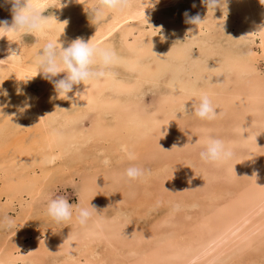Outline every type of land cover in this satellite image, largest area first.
Masks as SVG:
<instances>
[{"label": "rangeland", "instance_id": "374dc122", "mask_svg": "<svg viewBox=\"0 0 264 264\" xmlns=\"http://www.w3.org/2000/svg\"><path fill=\"white\" fill-rule=\"evenodd\" d=\"M29 2L34 6V0H29ZM98 2L99 0H79L76 3L73 2L72 7L70 8L69 5L67 7L64 0H45V2L40 5L41 8L39 11L43 12L42 15L48 17L49 22H53L51 23L48 32L44 29L42 32L39 31L41 35L39 32H34L26 36L20 34H4V36H6L0 38V91L6 90L8 93L7 96L0 95V264H97L98 262H101L100 264H166V262L167 264H171V262L174 261L173 259L165 258L164 260L162 259V256L157 257V254L156 256L153 255V260L146 258V260H143V258L140 259L139 255L132 256L128 253L127 247V249L124 247L123 250L122 247L120 248L118 245V247H116L111 242H109L107 246V240L100 237H98L99 239H94V242L88 240H86V242L84 240V235L87 234V232H83L81 229L75 230L77 229L75 227L80 226L76 220L75 209L73 210V217L71 220L56 223L47 215L46 209L48 201L62 196L74 206L87 207L90 205L94 206V208L96 206V211L93 212L94 216L92 215L86 224L81 225H86L88 228H91V222L96 217L111 219L116 215H122L120 220L125 218L124 220L128 227L127 234L129 231H132L131 234L133 236L130 233L129 235L131 238L133 237L132 239L130 238V241L134 240V242H136L134 248L137 246V240L139 239L140 244L137 246V252L141 251L143 248L148 249L149 245L156 250H158L159 246H162L160 250L163 252L164 249H167L162 245V242L166 237L170 238V240L176 241L178 244H187L193 240L192 243L196 250L195 247L199 243H205L219 234L220 231L218 230L229 220L228 214H231L234 211L240 212L248 209L249 203H252V198L261 191V187L264 184V98L259 102L260 108H255L256 110H259L258 113L252 112L250 114L251 108L254 107L247 109L246 106H243L240 109L236 108L233 110L234 113L232 112L230 116H228L230 122L231 120H234L231 122L232 124L230 123V126H235L237 123L238 125L236 126L240 127L242 126L241 124L248 123V134L253 136L246 142V144L243 145L239 142L237 143V146L233 147L234 157H232L229 162H233L236 157L238 158L240 156L242 157L241 160L244 164L241 168H236V166L233 165L229 171V165L225 162L221 164L213 163V165L212 163L202 161L199 153L204 150L205 144L200 143V146H198L199 143H191L190 141H188V143H191V152L184 151L183 147L179 146V143L176 142L177 145H174L175 147L171 145L166 147L173 153H170L168 157V154L163 152L165 149H160L158 150L160 153L158 151L156 152L155 158L152 157V154L148 156V153L144 156L137 157V160H129L127 154H133V151H135V148L137 147L134 146L135 139L133 138L132 133H129L126 126H124V130L127 131V136H124L122 139L125 144L124 147L118 146V141L115 140L117 135H123L125 133L120 129L122 124H117L118 126H116V129L112 127L113 125H109L110 120L116 124L118 119H112L108 114V116L105 115V117H107H104V119L105 124H108L109 131L112 132V135H104L103 137L96 134L91 127H93L97 121L95 119H98L99 117L100 107L98 105L93 106L92 104L90 108H88L87 105L85 107L84 105L79 104V108L77 107L74 111L71 107L74 106V104L67 102L62 96H59L55 91L54 85L50 81L44 79L42 74H35V58L44 44L49 41L58 40V43H60L62 47H67L77 38H82L85 42H89L90 44L101 48H110L114 50L117 57L114 65H116L117 68L112 71L114 73L120 71L125 72L122 68L127 66L126 57L129 56L131 58L130 55L134 53L131 52V50H128V48H126L125 51L123 50L125 49V46L122 45L121 38L123 39V36L125 35L124 32L131 28H135L132 32L134 36L141 34L143 37H141V41H154L159 45L161 44V47H166L167 45L170 48L172 46L177 47L179 45L176 42L177 39H165L162 31L157 29V25L158 23L160 24V20H163V22L166 23V21L173 18H182L183 22H186L187 17L185 16V13L187 12L191 16L199 14L203 21L200 24L202 32L195 39V42H198V44L193 46V53L189 51L192 49V47L189 46V43H191V41L189 42L190 39L188 40L187 36L184 38H178V40L182 41V46H189V48L187 47L189 59L187 62H184L182 67H185V72H189L191 77L194 76L192 80L190 79L191 81L194 80V82H190V84L193 83L195 86H198L200 85L199 83H203V81L206 80L209 71L211 74H209V76L211 77H217L219 74L220 77H223L224 75L230 74V79L232 77L231 81H233L235 86L237 85V89H239L241 93H248L250 90L246 89V86L241 82V78L243 79L244 74H239L242 76L241 77L232 73L233 70L230 69L229 66L225 67L227 65L225 64V61L228 59L245 61L250 60L251 58L255 64V73L260 78H264V58L262 57L261 50L262 39L264 37L259 36L257 32L250 31L254 25L253 22L255 21V23H258L256 22V18H259L261 12H264L263 7L259 8L257 6L258 8H256V6H252L254 10L256 9L254 15H259L256 18L248 17L249 13L245 12L244 14V11L239 12V8H237L240 5L243 7V3L248 4V0H243L242 3H240V0H228V15L225 19L224 12L221 8L218 7L212 12L204 3H202V0H130V7L125 9V11L120 13L106 11L104 17L97 22L93 18V9L98 5ZM194 4L195 7H193ZM10 7V5H5L3 0H0V20L7 19L11 22L12 14ZM128 10L131 11L130 13L132 14H128ZM144 11L147 16L146 21L143 15ZM65 20L68 21V24L63 31L64 25L62 22ZM149 27H153L154 31L156 30L155 37L149 38V36L136 31L137 29H147ZM0 35H3V33H0ZM128 37L130 41H133L134 38H132V36ZM10 49L16 50L18 56H9L11 54L9 53ZM121 49L125 52L124 54ZM207 54L209 55L207 56ZM209 56H214L215 60H217L216 64L223 67V69L221 67V69L208 67L209 65L206 64L205 58ZM11 58H14L15 61H12ZM104 71L108 72V67L105 68ZM167 74L174 80L176 79L175 77H181V72L176 66L169 69ZM63 76L64 73H60L57 77H54V79H61ZM163 76L166 75L164 74ZM163 76L159 79V83L165 79ZM204 78L205 80H203ZM101 79H103V77ZM119 79H121L120 76H114L112 81L117 82ZM130 81L129 78V82ZM136 81L141 84L144 83V81L140 79H136ZM85 84L87 88L90 89L91 84L89 82H86ZM246 84L249 85L248 82H246L245 85ZM157 85L158 86L156 87H151V84H144V88H138V85L135 83L134 89L129 91L130 97L125 96L126 98L123 99H128L133 105L135 103L141 106L144 113L145 110L147 113L152 110H157L158 108H161L162 110L164 107L162 99L164 98V93H167L168 91L165 90L166 87L164 84L161 83ZM109 89L107 90L106 88L111 97H121L118 92L115 91L114 95V92ZM141 89L144 90V95L140 92ZM19 90H22V92ZM259 92H262L261 89ZM220 95L227 98L224 93H221ZM241 96V104L245 105V103H247V101H244L246 96ZM199 97L200 95L193 97V106L199 104ZM129 101L127 103H130ZM170 109H172V113L177 117L181 124L186 121L183 127L185 130H189L188 132H185L187 136L189 133L195 135L194 129L197 126H200V124H208L212 127V130L210 131L212 137L225 135L227 137L238 136L245 138V135L239 136V132H237V134L228 129L224 130L222 133L220 132V129L223 128V126L225 127V123L228 122V119L225 118L226 113L218 116V113L220 114V112H218L216 119L209 121L197 118L194 111L185 113L183 105L177 101H174ZM158 117L161 118V115H158ZM57 123L60 126L65 125L63 130L74 131L76 129L75 133L78 131L82 133H76L73 140L64 139L60 142L58 139L53 138L55 130H58ZM76 137H78L77 140L75 139ZM66 141L68 142V145L65 144ZM73 141H75V143H73ZM62 142L64 143L62 144ZM69 144H71L72 147L69 146ZM65 147L68 148L65 149ZM52 148L55 151H53ZM104 148L107 150L103 151ZM72 151L74 154H72ZM181 155L184 158L189 155L187 157L189 160H191V158L197 160L195 166L196 169H188L185 162L182 161L183 159H178L177 162V158H181ZM176 156L177 158H175ZM106 158L110 161L108 165L103 163ZM122 158L125 159L123 160ZM246 158H249V161L252 160L258 164L257 171L251 169L250 163L246 162ZM51 159L54 160V162L48 163L47 160L49 161ZM166 163L170 165L172 172H175V177L178 176L179 184L184 185V189H176L173 185V187H168L170 191L167 190V192H163V189L161 188L163 183L158 184V181L161 182L163 168L165 170L166 167L164 165H166ZM131 166L144 169L146 173L145 177L148 176L149 179L143 178L142 180L132 181L120 180L117 176H121L124 171ZM87 171L89 173H87ZM96 171L99 172L97 173ZM157 176L160 177L158 178ZM99 178H102L103 180L100 181L98 180ZM111 181L115 182L112 183ZM86 182L91 183L88 185ZM93 182L96 186L93 185ZM140 186L144 187L145 190L144 188L143 190H147V192H144ZM186 188L187 192L192 193H187V196L183 194V198H180L182 197L180 190L186 191ZM81 190L84 193H81ZM139 191L142 192L140 193ZM175 191H179V196H177L178 194L172 196V193ZM111 192L116 193L112 194ZM168 194L171 195L168 197ZM157 197H159L160 200ZM174 197L177 198L173 199ZM138 198L139 200H137ZM133 201H136V203ZM179 202L180 205H178ZM148 206L151 207L149 208ZM173 206L176 207V209ZM167 218L170 221L163 224ZM204 218L208 219L210 228H202V226H200V223ZM257 218V216L252 218V221H256ZM200 219L202 220L200 221ZM153 226L155 227L153 228ZM129 227H133L134 229H130ZM65 233L73 236L72 239L74 242L72 245H69L70 239L61 242L60 238ZM34 235L40 239L38 242L32 240ZM146 236L147 239L144 238ZM170 236H172V238ZM43 239L45 241H43ZM85 239L87 238L85 237ZM57 241L59 245L55 243ZM153 242H155V244ZM111 244L113 246H110ZM34 248L38 250L36 253L32 250ZM30 250L32 251L30 252ZM166 252L169 253L170 249H167ZM116 255L120 256V258H117ZM250 255L252 256L251 259H248L246 256L245 259L238 264H264V245H262L254 254L252 253ZM14 256L15 259L12 258ZM116 258L122 260L118 261ZM197 263L204 264L205 262L200 258L196 263L192 264ZM172 264H175V262Z\"/></svg>", "mask_w": 264, "mask_h": 264}, {"label": "bare ground", "instance_id": "6f19581e", "mask_svg": "<svg viewBox=\"0 0 264 264\" xmlns=\"http://www.w3.org/2000/svg\"><path fill=\"white\" fill-rule=\"evenodd\" d=\"M79 0H64L65 4H67L70 6V8L73 5V2L76 3ZM243 0H240V3H242ZM249 3H243V7L240 5L237 8H239V12L244 11L249 13L248 17H257L259 14H257V16L254 15V8H252V6H256V8H262L264 9V0H248ZM45 0H34V7L37 8V10H40L41 8V4L44 3ZM138 4V3H137ZM54 5V4H53ZM75 6V4H74ZM134 6V5H133ZM258 6V7H257ZM58 8V7H57ZM138 8V7H137ZM69 9V8H68ZM134 10V9H133ZM138 10V9H137ZM64 11V10H63ZM125 11V10H124ZM139 11V10H138ZM128 14H132L130 13L131 11L128 10ZM116 13V12H115ZM120 13V12H119ZM135 13V12H133ZM258 13V12H256ZM123 14V13H122ZM138 15V14H136ZM131 18V17H130ZM152 18V17H151ZM162 18V17H161ZM149 19V18H148ZM153 19V18H152ZM165 19V18H164ZM252 19V18H251ZM258 23H255V21L253 22L254 25L252 26L250 31L253 32H257L259 36H263L264 37V12H261V14L259 15V18H256ZM179 20V21H178ZM169 21V22H168ZM165 22H163V20H160V24L158 23L157 25V29H160L163 33V37L165 39L168 38H173V39H177L176 42L179 44L177 47L172 46L171 48L168 47V45L165 47H161V44L159 45L157 42H146V41H141V39L143 38L141 34H139V38L138 36H134L133 34V30H135V28H131L129 30H127L126 32H124V36L123 39L121 38V43L123 46H125V49H123L124 51L126 50V48H128V50H131V52H133L134 54L130 55L131 58L128 57H124L127 60V66H124L126 68H122L124 69L125 72H116L114 73L112 70H116L117 66L116 65H110L108 66V72L105 71V76L103 77V79H99L97 81H90L89 83L90 85V89L87 88L86 86V82L84 84H79V85H75L73 92L69 93V97H71V99H64L67 102L74 104V106H71L74 111L76 110V108H79V104H82L88 108H90V106L93 104V106L98 105L99 108V117L95 122V124L93 125V127H91V129H93L94 132H96V134H99L101 136L104 137V135L106 136H111L112 132L109 131V126L108 124H105V115H110L112 117V119L117 120L118 122L115 124L112 120L109 121V125H113L112 127H114L116 129V126H118L117 124H122L120 129L121 131H123V135L119 134L115 137V140L118 141V146H123L124 147V142L122 141L124 136H127V131L124 130V126H126V128L128 129L129 133H132V136L135 142L134 146L137 147L135 148V151H133V154L135 156V160H137L136 158L139 156H144L145 154H148V156L150 154H152L153 158L156 157V152L160 149L164 150L163 152L167 155V157L169 156V154H173L172 151H169L168 148H166L167 146H174L177 145L176 142L179 143V146H182L184 151L186 152H191L192 151V146L191 143H199L198 146H200L201 144H205V141L208 138H219L222 139L226 146H228L229 148H231V150L233 151V147L237 146V143H241V144H246V142L251 139L253 136L251 134H248L249 128L248 123L246 124H241L242 126H236L238 125L237 123L235 124V126H230L234 120H231L230 122V118L228 116H230V114L233 112V110H235L236 108L240 109L243 106H246L247 109L251 108L250 110V114L252 112L258 113L259 110H256L255 108L258 107V109L260 108V101L262 100V98H264V78H260L256 73H255V64L254 62L251 60H227L225 61L227 64L225 67L229 66L230 69H232V73H235L237 76L239 74H244L243 79L241 78V82H243L242 84L244 86H246V89L250 90V92H246V93H241V91L239 89H237V85L235 86V84L233 83L232 77L230 79V74L224 75L223 77H220V74L215 77V76H209L210 71L208 76L203 80V83H199L200 85L195 86L193 83L190 84V82H194L191 81L192 78L191 74L189 72H185V67H182L184 65V62L188 61L189 59V54L187 53V47L189 48V46L192 47L191 51L193 53V49H194V45L198 44V42H195V39L197 38V36L202 32V29L200 27V25H193L190 23H186L185 21L183 22L182 18L176 19H170ZM51 23L53 22H49V26L47 28H45V31H49L50 27H51ZM252 23V22H251ZM252 23V24H253ZM55 27V26H54ZM62 27V26H61ZM237 27V26H236ZM137 29V28H136ZM245 30V29H244ZM44 31V30H43ZM139 33H143V35L149 36V38L151 37H155L154 35H156V30H153V27H149L147 29H137L136 30ZM145 31V32H144ZM42 32V31H40ZM39 32V33H40ZM55 32V30H54ZM160 32V31H159ZM247 32V31H246ZM45 33V32H44ZM243 33V32H242ZM252 33V32H251ZM245 34V32H244ZM4 35V34H3ZM41 35V33H40ZM178 35V36H177ZM242 35V34H241ZM249 35V34H248ZM251 35V34H250ZM6 36V35H5ZM39 36V35H38ZM128 36H132L133 41H130ZM145 36V37H146ZM188 38L189 42L191 41V43H189L190 45L185 47L186 45L182 46L183 43L181 40H178V38H184L186 37ZM8 37V35H7ZM142 37V38H141ZM258 37V36H257ZM40 38V36H39ZM43 38V37H42ZM137 38V40H136ZM160 38V37H159ZM252 38V37H251ZM262 57L264 58V38L262 39ZM96 42V41H95ZM120 44V43H119ZM248 44V43H247ZM12 45V44H11ZM121 46V47H123ZM36 47V46H35ZM198 48V46H197ZM123 50L121 49V51L123 52ZM199 50V49H198ZM201 50V49H200ZM260 50V51H261ZM120 52V51H118ZM127 52V51H126ZM10 53V52H9ZM37 53V52H36ZM125 52H123L124 54ZM128 53V52H127ZM213 53V52H211ZM22 55V54H21ZM30 55V54H29ZM120 55V54H119ZM197 55V54H196ZM209 54H207L208 56ZM218 55V54H217ZM223 55V54H222ZM235 55V54H234ZM245 55V54H244ZM252 55V54H251ZM121 56V55H120ZM123 56V55H122ZM221 56V54H220ZM204 57V56H203ZM123 58V57H122ZM255 58V56H254ZM12 61H15L14 58H11ZM124 59V61H125ZM193 59V58H192ZM243 59V58H242ZM254 60V59H253ZM210 61V62H208ZM234 61V62H233ZM23 62V61H22ZM28 62V61H27ZM195 62V61H194ZM205 62L206 64H208V67H211L213 69H223V67L219 66L217 63V60H215V57H207L205 58ZM122 63V61H121ZM27 64V63H26ZM189 64V63H188ZM223 64V63H222ZM19 65V64H18ZM21 65V64H20ZM124 65V64H123ZM192 65V64H191ZM221 65V64H220ZM224 65V64H223ZM176 66V68H178V70L181 72V77H175L176 79H172L168 76L167 71L171 68H174ZM197 66V65H196ZM206 66V65H205ZM120 67V66H119ZM122 67V66H121ZM221 67V68H220ZM204 68V67H203ZM183 69V70H182ZM228 69V68H227ZM127 70V71H126ZM175 70V69H174ZM204 70V69H203ZM198 71V69H197ZM196 71V72H197ZM221 71V70H220ZM122 72V73H121ZM214 72V71H213ZM36 74V73H35ZM125 74V75H124ZM166 76H163V75ZM177 74V73H176ZM194 74V73H193ZM198 74V73H197ZM31 75V73H30ZM211 75V74H210ZM114 76H120L121 79L117 80V82H113L112 79ZM164 77L165 79L162 80V84L165 85L166 89L168 92L164 93V98L162 99V104H163V108L161 110V108H158L157 110H152L149 111L147 113V111L145 110V113L143 112L144 110L141 108V106L137 105L134 103V105L128 100V99H123L126 98L125 96H129V91L134 89L135 83L138 85V88H144V84H151L152 86H158L157 84H161L159 83V79L161 77ZM241 76V75H239ZM28 77V75H27ZM138 77V78H137ZM242 77V76H241ZM29 78V77H28ZM129 78H130V82H129ZM198 78V77H197ZM202 78V77H201ZM136 79H140L142 81H144L143 84L139 83L136 81ZM191 79V80H190ZM236 80V79H235ZM201 81V80H200ZM248 82L249 85H245V83ZM252 83V84H251ZM241 85V84H240ZM110 89H109V87ZM242 87V86H241ZM109 89L110 91L114 92L115 95V91L118 92L120 96H110L109 92L106 90ZM158 88V87H157ZM239 88V87H238ZM243 88V87H242ZM261 89L262 92H259ZM140 92H144V90L141 89ZM78 93V95H77ZM221 93L226 94L227 98L220 95ZM117 94V93H116ZM117 94V95H118ZM202 94H207L209 96V98L212 100L213 105L216 107L217 109V113L220 112V114L218 113V116L223 115V113H226L225 118L228 119V122L225 123L226 126L220 129V132L222 133L224 130L228 129L231 132H239V136L241 135L240 133V129L242 127L246 128L245 133H243V135H245V138H241V137H227V136H217V137H212L210 134V131L212 130V127L210 125H203L200 124V126L195 127L194 132L195 135H193L192 133H189L188 136L185 134V132L189 131V130H185V128L183 127L184 123L181 124L179 122V120L177 119V117L172 113V109L171 106L174 103V101H177L178 103H181L182 105L186 104V105H192V99L194 96H201ZM139 95V94H137ZM144 95V93H143ZM246 96L244 101H247V103H245V105L241 104V98L242 96ZM162 96V95H161ZM168 98H167V97ZM130 97V96H129ZM200 98V97H199ZM198 98V99H199ZM226 98V99H225ZM62 101V100H61ZM130 103H127V102ZM73 102V103H72ZM194 105V104H193ZM263 106V105H262ZM84 107V108H85ZM92 108V107H91ZM86 109V108H85ZM98 109V108H97ZM165 110V111H164ZM72 111V110H71ZM73 111V112H74ZM79 111V110H78ZM234 113V112H233ZM79 114V113H78ZM87 115V114H86ZM107 115V116H108ZM158 115H161V118L158 117ZM106 116V117H107ZM105 117V118H106ZM222 117V116H221ZM250 118V117H249ZM255 118V117H254ZM120 120V121H119ZM236 121V120H235ZM55 122V121H54ZM60 122V121H59ZM104 122V123H102ZM121 122V123H120ZM66 123V122H65ZM80 123V122H79ZM107 123V122H106ZM231 123V124H230ZM105 124V125H104ZM58 130H55L54 132V137L58 139L60 142L63 141L64 139H70L73 140L74 136H76V133H82L80 131L76 132V129L73 130H63V125H58V123L56 124ZM59 126V127H58ZM91 126V125H90ZM79 127V126H78ZM67 128V126H66ZM161 128V129H160ZM90 129V130H91ZM53 130V129H52ZM78 130V129H77ZM81 130V129H80ZM235 130V131H234ZM54 131V130H53ZM72 131V132H71ZM84 131V130H83ZM92 131V132H93ZM74 132V133H73ZM114 132V131H113ZM230 132V133H231ZM72 133V134H71ZM229 133V134H230ZM234 133V134H235ZM257 133V132H256ZM87 134V133H86ZM85 134V135H86ZM238 134V133H237ZM79 136V135H78ZM93 136V135H92ZM105 136V137H106ZM120 136V137H118ZM99 137V136H98ZM78 137H76L75 139L77 140ZM89 138V137H88ZM121 140H120V139ZM108 139V138H107ZM255 139V138H254ZM82 140V139H81ZM127 140V139H126ZM69 141V140H68ZM107 141V140H106ZM188 141H190L191 143H188ZM53 142V141H52ZM55 142V141H54ZM57 142V141H56ZM59 142V143H60ZM83 142V141H82ZM121 142V143H120ZM58 143V144H59ZM64 142H62L63 144ZM73 143H75V141H73ZM81 143V141H80ZM89 143V142H88ZM129 143V141H128ZM53 144V143H52ZM66 145H68V142L66 141L65 143ZM87 144V142H86ZM130 144V143H129ZM133 144V143H132ZM248 144V143H247ZM55 145V144H54ZM257 145V144H256ZM69 146H71V144H69ZM78 146V145H77ZM102 146V145H101ZM108 146H112V145H108ZM107 146V147H108ZM117 146V145H116ZM117 146V147H118ZM202 146V145H201ZM259 146V145H258ZM53 147V146H52ZM61 147V146H59ZM63 147V146H62ZM72 147V146H71ZM244 147V146H243ZM246 147V146H245ZM64 148V147H63ZM62 148V149H63ZM68 147H65V149ZM76 148V147H74ZM79 148V147H78ZM91 148V147H90ZM131 148V147H130ZM203 148V147H202ZM53 149V148H52ZM58 149V148H57ZM61 149V150H62ZM89 149V148H88ZM105 149V148H104ZM103 151H106L107 149H105ZM115 149V148H114ZM75 150V149H74ZM110 150V149H109ZM124 150V149H123ZM53 151H55L53 149ZM78 151V150H77ZM101 151V149H100ZM113 151V149H112ZM122 151V150H121ZM125 151V150H124ZM130 151V150H129ZM73 152V151H72ZM79 152V151H78ZM77 152V154H78ZM109 152V151H107ZM115 152V151H114ZM159 152V151H158ZM59 153V152H58ZM110 153V152H109ZM117 153V151H116ZM124 153V152H123ZM160 153V152H159ZM74 154V152L72 153ZM196 154V153H195ZM264 154V153H263ZM71 155V154H70ZM79 155V154H78ZM109 155V154H108ZM128 155V154H127ZM61 156V155H60ZM72 156V155H71ZM75 156V155H74ZM120 156V154H119ZM189 156V155H188ZM187 156V157H188ZM191 156V155H190ZM79 157V156H78ZM164 157V156H163ZM181 158H177V156L175 158H177V162L178 159H183L182 161L185 162V165L187 166L188 169H196V162L197 160H195L194 158H191V160H189V158H184L182 155L180 156ZM199 157V156H198ZM234 157V156H233ZM126 158V156H125ZM125 158H122L123 160ZM242 157H236L235 160L233 162H229V160L225 163H227L229 165L228 170L230 171V169L233 167V165L236 166V168H241L242 165L244 164L243 161L241 160ZM145 159V158H144ZM52 160V159H51ZM128 160V158H127ZM130 160V159H129ZM233 160V159H232ZM48 161V160H47ZM122 161V160H121ZM249 158H246V162L250 163L251 169H253L254 171L258 170V164L255 161H249ZM260 161V160H258ZM146 162V161H145ZM233 163V164H232ZM118 164V163H116ZM140 164V163H139ZM213 164V163H212ZM221 164V163H220ZM246 164V163H245ZM198 165V163H197ZM214 165V164H213ZM166 168L164 170L163 168V177H161V182H159L158 179V184L163 183V185H161V188L163 189V192H167L170 191L168 189V187H173V185L175 186L176 189H184V185H180L179 184V178L178 176L175 177V172L171 170L170 165H168L166 163V165H164ZM185 166V167H186ZM216 166V165H215ZM218 166V165H217ZM110 167V166H109ZM168 167V168H167ZM219 167V166H218ZM104 168V167H103ZM108 168V167H107ZM148 168V167H147ZM235 168V169H236ZM149 169V168H148ZM157 169V168H155ZM154 169V170H155ZM105 170V169H104ZM150 170V169H149ZM152 170V171H154ZM168 170V171H167ZM90 171V170H89ZM100 171V170H99ZM99 171H96L97 173ZM82 172V171H81ZM92 172V171H91ZM158 172V171H157ZM161 172V171H160ZM170 172V174H169ZM216 172V171H215ZM214 172V173H215ZM87 173H89L87 171ZM95 173V171H94ZM116 174V173H115ZM197 174V173H196ZM90 175V174H89ZM88 175V177H89ZM103 175V174H102ZM231 175V174H229ZM152 176V175H151ZM118 178L120 176H117ZM150 177V176H149ZM188 177V174H187ZM218 177V176H217ZM228 177V176H227ZM232 177V176H230ZM113 178V177H112ZM145 178H148L145 177ZM151 178V177H150ZM177 178V179H176ZM229 178V177H228ZM243 178V177H242ZM86 179V178H84ZM93 179V177H92ZM117 179V178H116ZM149 179V178H148ZM153 179V178H152ZM156 179V178H155ZM98 180H103L102 178H99ZM114 180V179H113ZM121 180V179H120ZM177 180V181H176ZM219 180V179H218ZM84 181V180H83ZM91 181V180H90ZM94 181V180H93ZM207 181V180H206ZM210 181V180H209ZM108 182V181H107ZM112 182V181H111ZM115 182V181H113ZM112 182V183H113ZM152 182V181H151ZM230 182V181H229ZM84 183V182H83ZM87 183V182H86ZM91 182H88L87 184L89 185ZM94 183V182H93ZM214 183V182H213ZM248 183V182H247ZM110 184V183H109ZM108 184V185H109ZM117 184V183H116ZM139 184V183H138ZM143 184V183H142ZM93 185L96 186V184L94 183ZM118 185V184H117ZM152 185V184H151ZM113 186V185H111ZM139 186V185H138ZM143 186V185H142ZM140 186V187H142ZM163 186V187H162ZM145 187V185H144ZM142 187V190L143 188ZM89 188V187H88ZM188 188V187H187ZM187 188L186 191L185 190H180V194H182L183 198V194L185 196H187V193H192V192H187ZM190 188V186H189ZM188 188V189H189ZM97 189V188H96ZM166 189V190H165ZM175 189V190H176ZM112 190V189H111ZM110 190V191H111ZM141 190V189H140ZM145 190V188H144ZM143 190V191H144ZM194 190V189H193ZM82 191V190H81ZM103 191V190H102ZM106 191V190H105ZM109 191V192H110ZM121 191V190H120ZM128 191V190H127ZM174 191V190H173ZM192 191V190H191ZM104 192V191H103ZM107 192V193H109ZM122 192H123V188H122ZM140 192V191H139ZM142 192V191H141ZM140 192V193H141ZM144 192H147L144 191ZM162 192V193H163ZM176 192V191H175ZM173 192L172 196H176V194H178L177 196H179V191L178 192ZM81 193H84L83 191ZM112 193V192H111ZM110 193V194H111ZM116 193V192H113ZM112 193V194H113ZM121 193V192H120ZM138 193V192H137ZM152 193V191H151ZM244 193V192H243ZM111 194V195H112ZM132 194V193H131ZM149 194V193H148ZM86 195V194H85ZM116 195V194H115ZM141 195V194H140ZM145 195V194H143ZM171 194H168V197ZM193 195V194H192ZM102 196V195H101ZM120 196V195H119ZM207 196V194H206ZM107 197V196H105ZM144 197V196H143ZM151 197V196H149ZM167 197V198H168ZM99 198V197H98ZM133 198V197H132ZM146 198V197H145ZM159 200L160 198L157 197ZM156 198V199H157ZM171 198V197H170ZM177 197H174L173 199H175ZM195 198V197H194ZM206 198V197H205ZM96 199V198H95ZM157 199V200H158ZM208 199V198H206ZM205 199V200H206ZM97 200V199H96ZM108 200V199H107ZM112 200V198H111ZM139 200V198L137 199ZM136 200V201H137ZM169 200V199H168ZM184 200V199H183ZM136 201H133L134 203H136ZM100 202V201H99ZM117 202V201H116ZM141 202V201H140ZM177 202V201H176ZM181 202V201H180ZM180 202L178 205H180ZM183 202V201H182ZM210 202V201H209ZM252 203H249V208L244 210V211H240V212H233L229 215V220L227 223H223L224 226L221 227L218 231L219 234L215 237L212 238L210 240H208L205 243H199L194 249L193 243L192 241L187 243V244H178L176 241L174 240H170V238L166 237L165 240L162 242V245L164 248L170 249V252H166L167 249H164L163 252L162 250H160L162 248V246H159L158 250L154 249L152 246H148V249H141V251L137 252V246H139V239L137 240V246L134 248L136 242H134V240L130 241V235L132 231H129V233L127 234V223L125 222V218L123 220H120V214L116 215L114 218L112 217L111 219H104V217L102 218H95L92 220L91 222V228L86 227L85 226H80L79 227H75L78 229H81V231H86L87 234L84 235V240H88V241H92L94 239H97L98 237L107 240V246L109 244V242L113 243L116 247L120 246V248L122 247L124 250V247L128 248V253L132 256H136L139 255L140 259L143 258V260L146 259H150L153 260V255L157 257H161L162 259L165 260L166 259H173L172 261L176 263H180V264H192V263H196L197 260H199L200 258L203 259V261L205 262L204 264H233V263H240L243 259H245V257L247 256L248 259H251V255L250 254H254L256 251H258V249L264 245V184L261 187V191L255 195L252 198ZM96 203V202H95ZM119 203V200H118ZM125 203V202H124ZM149 203V202H147ZM153 203V202H152ZM191 203V202H190ZM197 203V201H196ZM117 204V203H116ZM121 204V203H120ZM194 204V203H193ZM211 204V202H210ZM123 205V203H122ZM127 205V204H126ZM136 205V204H135ZM109 206V205H108ZM145 206V205H144ZM176 206V205H174ZM173 206V207H174ZM114 207V206H113ZM120 207V206H119ZM127 207V206H125ZM139 207V206H138ZM137 207V208H138ZM149 208L151 206H148ZM172 207V208H173ZM180 207V206H179ZM96 208V206H95ZM102 208V207H101ZM129 208V207H128ZM135 208V207H134ZM141 208V207H140ZM176 209V207H174ZM118 209V208H117ZM142 209V208H141ZM137 210V209H136ZM173 210V209H171ZM201 210V209H200ZM119 211V210H116ZM131 211V210H130ZM135 211V210H134ZM98 212V211H97ZM105 212V211H104ZM139 212V211H138ZM200 212V211H199ZM243 212V213H242ZM132 213V211H131ZM165 213V212H164ZM118 214V212H117ZM188 214V213H187ZM94 216V215H93ZM192 216V215H191ZM258 217L256 219V221H252V218L254 217ZM136 217V216H133ZM171 217V215H170ZM129 218V217H128ZM132 218V217H131ZM184 218V217H183ZM188 218V217H187ZM185 218V219H187ZM200 218V216H199ZM165 219V218H164ZM196 219V218H195ZM202 219H200L201 221ZM130 221V220H129ZM170 220L167 218L165 220V223H168ZM194 221V220H193ZM199 221V222H200ZM75 222V221H73ZM162 222V220H161ZM210 222V221H209ZM129 223V222H128ZM132 224V223H130ZM76 225V224H75ZM197 225V224H196ZM77 226V225H76ZM160 226V225H158ZM166 226V225H165ZM176 226V225H175ZM200 226H202V228H210L209 227V223H208V219L204 218V220H202V222L200 223ZM155 226H153L154 228ZM164 227V226H163ZM167 227V226H166ZM130 228V227H129ZM132 229H134L133 227H131ZM130 228V229H131ZM139 228V226H138ZM142 228V227H141ZM145 228V227H143ZM201 228V229H202ZM212 228V227H211ZM163 229V228H162ZM175 229V228H174ZM173 229V230H174ZM166 230V229H165ZM204 230V229H203ZM212 230V229H211ZM138 231V230H137ZM169 231V230H167ZM64 232V231H63ZM70 232V230H69ZM79 232V231H77ZM134 232V231H133ZM138 233V232H137ZM140 233V232H139ZM169 233V232H167ZM210 233V232H209ZM218 233V232H216ZM136 234V232H135ZM196 234V233H195ZM208 234V233H207ZM129 235V237H128ZM132 235V234H131ZM137 235V234H136ZM139 235V234H138ZM157 235V234H156ZM155 235V236H156ZM160 235V233H159ZM166 235V234H165ZM175 235V234H174ZM193 235V233H192ZM199 235V234H198ZM79 236V235H78ZM90 236V237H89ZM133 236V235H132ZM153 236V235H152ZM58 237V236H57ZM85 237L87 239H85ZM95 237V238H94ZM137 237V236H136ZM140 237V236H138ZM164 237V236H163ZM172 238V236H170ZM191 237V236H190ZM73 236L69 235L68 233H65L62 235V237L60 238L61 242L64 240H69V245H72L74 240L72 239ZM92 238V239H90ZM133 238V237H132ZM131 238V239H132ZM145 239H147V236L144 237ZM200 238V237H198ZM49 239V238H48ZM99 239V238H98ZM161 239V238H160ZM174 239V238H173ZM189 239V238H188ZM34 242H38L40 239L37 236H33ZM57 240V239H56ZM191 240V239H190ZM189 240V241H190ZM43 241H45L43 239ZM47 241V240H46ZM59 241V239H58ZM58 241L55 242L58 244ZM115 241V242H113ZM154 241V240H153ZM53 242V241H52ZM81 242V241H80ZM79 242V243H80ZM87 242V241H86ZM99 242V241H98ZM160 242V240H159ZM82 243V242H81ZM91 243V242H90ZM149 243V242H148ZM151 243V241H150ZM155 244V242H153ZM34 244V243H33ZM31 244V245H33ZM83 244V243H82ZM88 244V243H87ZM98 244V243H97ZM104 244V243H103ZM158 244V243H157ZM30 245V244H29ZM59 245V244H58ZM62 245V244H61ZM67 245V244H66ZM93 245V244H92ZM90 245V246H92ZM105 245V244H104ZM118 245V246H117ZM27 246V245H26ZM77 246V245H76ZM95 246V245H93ZM110 246H113L112 244ZM131 247V248H130ZM54 248V247H53ZM59 248V247H57ZM72 248V247H71ZM94 248V247H93ZM126 248V249H127ZM60 249V248H59ZM66 249V248H65ZM26 250V249H25ZM35 251H38L37 249H32ZM30 250V252L32 251ZM87 250V249H86ZM85 250V252H86ZM120 250V249H119ZM24 251V250H23ZM68 251V250H67ZM28 252V251H27ZM26 252V253H27ZM28 252V253H30ZM47 252V251H46ZM70 253V251H69ZM90 253V252H89ZM110 253V251H109ZM112 253V252H111ZM44 254V253H43ZM114 254V252H113ZM112 254V255H113ZM116 254V253H115ZM120 254V253H119ZM127 254V253H126ZM12 255V254H11ZM37 255V254H36ZM81 255V254H80ZM104 255V254H103ZM111 255V254H110ZM128 255V254H127ZM34 256V254H33ZM78 256V255H77ZM76 256V257H77ZM107 256V255H106ZM122 256V255H121ZM125 256V255H124ZM8 257V256H7ZM19 257V256H17ZM24 257V256H23ZM117 258H120V256H117ZM126 257V256H125ZM131 257V256H130ZM15 259V256L12 257ZM21 258V257H20ZM36 258V257H35ZM116 258V259H117ZM124 258V257H122ZM128 258V256H127ZM138 258V257H137ZM10 259V258H9ZM8 259V261H9ZM76 259V258H75ZM81 259V258H80ZM145 259V260H146ZM247 259V260H248ZM102 260V259H101ZM118 260V259H117ZM122 260V259H121ZM120 259L118 261H121ZM12 261V260H10ZM16 261V260H15ZM83 261V260H82ZM81 261V262H82ZM114 261V260H113ZM14 262V261H13ZM93 262V261H92ZM103 262V261H102ZM144 262V261H143ZM166 262V261H165ZM171 262V264L173 263ZM79 263V262H78ZM86 263V262H85ZM99 263V262H98ZM97 263V264H98ZM101 263V262H100ZM99 263V264H100ZM141 263V262H140ZM11 264V263H10ZM64 264V263H62ZM67 264V263H66ZM81 264V263H79ZM93 264V263H92ZM116 264V263H115ZM143 264V263H142ZM167 264V262H166ZM198 264V263H197ZM244 264V263H243Z\"/></svg>", "mask_w": 264, "mask_h": 264}, {"label": "clouds", "instance_id": "9594fccd", "mask_svg": "<svg viewBox=\"0 0 264 264\" xmlns=\"http://www.w3.org/2000/svg\"><path fill=\"white\" fill-rule=\"evenodd\" d=\"M3 2L5 5L11 6L12 19L11 22L7 19L0 20V33L26 36L34 32L43 31L49 26L48 17L42 15L43 12L37 10L30 4L29 0H3ZM202 3L212 12L218 7L221 8L226 19L228 15V0H202ZM128 7H130V0H99L98 5L93 9V18L99 22L106 11L122 12ZM193 7H195V4ZM143 15L146 21L145 11ZM185 16L187 17L186 23L200 25L203 22L199 14L191 16L186 12ZM62 24L64 25V31L68 21L65 20ZM3 37L5 36L0 35V38ZM10 53L9 56H18L16 50L10 49ZM116 59L114 50L90 44L82 38L73 40L67 47H62L58 40L49 41L44 44L35 58L36 75L42 74L44 79L50 81L59 96L64 99H71L68 94L73 92L75 85L101 79L106 74L104 69L114 64ZM60 73H64L63 78L54 79ZM19 91L22 92V90ZM0 95L7 96L8 93L6 90H2ZM183 109L185 113L194 111L195 116L201 120L211 121L217 117V109L207 94L200 96L198 105L187 106L184 104ZM245 132H247L246 128L242 127L240 129L241 135ZM199 156L206 163H224L233 157V151L226 146L222 139L210 137L205 141V148L199 153ZM128 158L133 160L135 156L129 153ZM47 162L52 163L54 160ZM103 163L108 165L110 161L106 158ZM145 175L144 169L131 166L119 178L125 181L142 180ZM74 209L76 220L81 225L86 224L92 217L93 212L96 211L94 206H74L66 198L59 196L48 201L46 212L56 223H61L72 219Z\"/></svg>", "mask_w": 264, "mask_h": 264}]
</instances>
